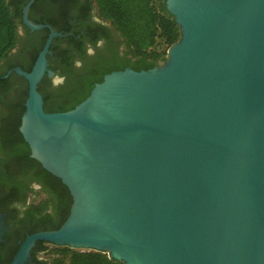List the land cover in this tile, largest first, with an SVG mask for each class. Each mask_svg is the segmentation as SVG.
<instances>
[{
    "label": "water",
    "instance_id": "95a60500",
    "mask_svg": "<svg viewBox=\"0 0 264 264\" xmlns=\"http://www.w3.org/2000/svg\"><path fill=\"white\" fill-rule=\"evenodd\" d=\"M33 2L21 23L48 35L31 70L15 69L27 82L18 130L72 202L10 264L37 241L122 264H264V0H165L179 32L165 60L111 72L54 113L37 85L54 75L60 34L28 19ZM4 230L0 213V242Z\"/></svg>",
    "mask_w": 264,
    "mask_h": 264
},
{
    "label": "trees",
    "instance_id": "16d2710c",
    "mask_svg": "<svg viewBox=\"0 0 264 264\" xmlns=\"http://www.w3.org/2000/svg\"><path fill=\"white\" fill-rule=\"evenodd\" d=\"M27 1L0 0V61L5 59L18 41V25H22L21 11ZM92 3L97 16L118 33L124 52L119 55L113 45L105 43L103 51L108 53V57L97 55L95 61L82 64L77 73L71 67L72 59L78 57L85 60L84 41L92 45L100 39L107 41L106 27L100 24L86 25L85 15L82 16L78 11L77 0H34L29 8L30 21L49 25L60 34L50 44L48 69H60L68 77L66 83L55 91V96L46 91L43 80L37 85L45 112L73 109L89 95L95 84L101 83L103 77L111 72L126 68L136 72L154 68L165 60L166 50L179 38L178 27L166 10L165 0H92ZM34 11L39 14L36 16ZM33 34L39 35L40 42L34 48L32 61L41 51L48 30L34 31ZM60 43L65 46L60 47ZM30 70L24 69L25 72ZM26 97L27 82L21 81L16 92V104L11 109L12 116L0 118V154L4 157L0 160V173L7 177L10 185L19 177L39 183L46 194L45 200L32 205L26 215L39 216L43 222L49 221L51 212L47 213V210L52 209L58 219L56 227L59 228L68 216L71 197L59 179L46 172L29 156V148L18 131ZM9 194L11 200L16 198L11 192ZM42 226L45 228L47 224L43 223ZM47 254L52 257L45 259L42 264H122L101 252L80 251L65 246H51Z\"/></svg>",
    "mask_w": 264,
    "mask_h": 264
},
{
    "label": "flooded vegetation",
    "instance_id": "af4514ba",
    "mask_svg": "<svg viewBox=\"0 0 264 264\" xmlns=\"http://www.w3.org/2000/svg\"><path fill=\"white\" fill-rule=\"evenodd\" d=\"M79 6V13L86 18V25L100 24L106 27V33L108 40H98L94 45L89 41H84L83 50L85 60L75 57L71 61V67L73 71L77 73L85 62H93L99 57H108V53L103 47L105 43H109L114 46L119 55L124 52V46L121 43V38L115 29L108 23L103 22L96 13V9L92 0H77ZM37 16L38 11H34ZM34 32L24 30L23 24L18 25V41L15 47L7 54L5 59L0 61V118H8L12 116L11 110L16 104V92L19 88L21 81H25L21 76L15 73V69L19 68L22 71L24 69H31L34 61H32V55L34 54V48L39 44V35H34ZM60 47H64V43L59 44ZM48 64V61H47ZM48 68V66H47ZM50 70V69H49ZM52 71V70H51ZM53 72V77L44 75L41 80L45 82L46 91L50 92L52 96H55V91L63 86L68 77L61 73L60 69H56ZM8 108L5 107V105ZM24 106V103H23ZM10 107V108H9ZM23 114V113H22ZM21 114V116H22ZM20 116V119H21ZM20 125V122H19ZM19 128V126H18ZM19 131V130H18ZM4 157L0 154V160ZM0 173V213L4 223V234L0 242V264H10L14 256L16 255L20 245L25 238L29 235H33L39 232L56 230L57 217L52 209L47 210L50 213L49 221L39 216L29 217L26 212L32 205L40 203L38 200V194L46 197V194L42 192V187L39 183L28 178L19 177L15 183L10 185L7 177ZM12 196H16L14 200H11ZM38 202V203H37ZM46 223L47 227H43L42 224ZM45 242L37 241L29 252V257L23 264H42L45 261V255L50 248ZM47 248V249H45Z\"/></svg>",
    "mask_w": 264,
    "mask_h": 264
},
{
    "label": "rangeland",
    "instance_id": "374dc122",
    "mask_svg": "<svg viewBox=\"0 0 264 264\" xmlns=\"http://www.w3.org/2000/svg\"><path fill=\"white\" fill-rule=\"evenodd\" d=\"M167 51V50H166ZM166 57V56H165ZM159 64H161V63H159ZM38 200L39 201H43V200H45V197L43 196V195H41V194H38ZM38 203V202H37Z\"/></svg>",
    "mask_w": 264,
    "mask_h": 264
}]
</instances>
